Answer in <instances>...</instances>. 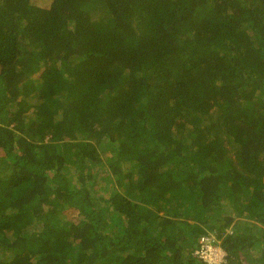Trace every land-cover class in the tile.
<instances>
[{
	"label": "trees",
	"instance_id": "16d2710c",
	"mask_svg": "<svg viewBox=\"0 0 264 264\" xmlns=\"http://www.w3.org/2000/svg\"><path fill=\"white\" fill-rule=\"evenodd\" d=\"M203 236L264 264V0H0V264Z\"/></svg>",
	"mask_w": 264,
	"mask_h": 264
},
{
	"label": "built area",
	"instance_id": "2783aa9c",
	"mask_svg": "<svg viewBox=\"0 0 264 264\" xmlns=\"http://www.w3.org/2000/svg\"><path fill=\"white\" fill-rule=\"evenodd\" d=\"M214 238L203 236L200 239V246L193 251V254L207 264H227V252L220 246L213 244Z\"/></svg>",
	"mask_w": 264,
	"mask_h": 264
},
{
	"label": "rangeland",
	"instance_id": "374dc122",
	"mask_svg": "<svg viewBox=\"0 0 264 264\" xmlns=\"http://www.w3.org/2000/svg\"><path fill=\"white\" fill-rule=\"evenodd\" d=\"M42 5L48 4L50 0H39ZM260 247V246H259ZM256 251V250H255Z\"/></svg>",
	"mask_w": 264,
	"mask_h": 264
}]
</instances>
